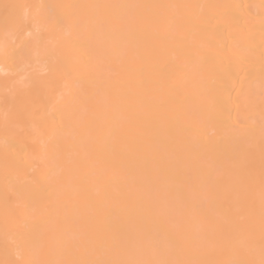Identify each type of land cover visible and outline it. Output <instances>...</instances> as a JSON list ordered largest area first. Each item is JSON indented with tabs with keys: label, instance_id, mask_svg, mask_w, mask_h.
Wrapping results in <instances>:
<instances>
[{
	"label": "bare ground",
	"instance_id": "1",
	"mask_svg": "<svg viewBox=\"0 0 264 264\" xmlns=\"http://www.w3.org/2000/svg\"><path fill=\"white\" fill-rule=\"evenodd\" d=\"M0 264H264V0H0Z\"/></svg>",
	"mask_w": 264,
	"mask_h": 264
}]
</instances>
